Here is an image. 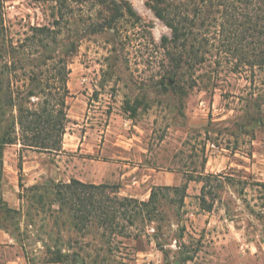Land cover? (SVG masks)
Segmentation results:
<instances>
[{
	"label": "rangeland",
	"instance_id": "rangeland-1",
	"mask_svg": "<svg viewBox=\"0 0 264 264\" xmlns=\"http://www.w3.org/2000/svg\"><path fill=\"white\" fill-rule=\"evenodd\" d=\"M58 1L0 0V19L17 43L53 25ZM128 1L139 18L83 39L69 59L67 100L88 121L70 118L60 152L5 149L0 264H42L51 250L67 259L47 264H264V62L250 65L251 47L264 40L255 29L264 31L262 0H222L213 9L207 60L185 69L183 92L162 83L163 38L172 30L150 0ZM69 2L71 29L97 11L96 0ZM73 178L118 185L108 194L140 200L154 186L187 188H162L155 211H129L113 230L98 220L79 226L53 187L31 188ZM3 203L19 211L9 215Z\"/></svg>",
	"mask_w": 264,
	"mask_h": 264
},
{
	"label": "trees",
	"instance_id": "trees-1",
	"mask_svg": "<svg viewBox=\"0 0 264 264\" xmlns=\"http://www.w3.org/2000/svg\"><path fill=\"white\" fill-rule=\"evenodd\" d=\"M58 2L53 25L33 27V34L17 43L8 35V28L0 19V176L4 170L5 149L9 145L20 144L23 148L41 152L63 150L64 135L70 122L67 100L71 95L69 59L77 54L83 39L111 29L119 32V22L127 15L139 18L128 0H96V13H83L80 18L82 27L71 29L67 26L70 22L67 23L69 18L64 12L70 2ZM221 4L222 0L149 1L156 16L172 30L171 38H163L169 61V69L164 75L168 77V83L162 81L164 88L173 84L175 90L183 92L185 69L195 70L197 65L207 60L204 33L212 26L213 9ZM262 4L264 16V0ZM64 27H67L66 33ZM255 29L259 38L264 35L262 29ZM236 49L240 50L239 47ZM251 49L254 60L250 65L262 64L264 40L256 41ZM20 168L22 170V166ZM50 187L55 191V200L61 210L68 208L77 224H81L79 226L87 227L90 222L98 220L103 227L114 230L120 217L126 218L129 211H155L162 188L186 189L187 184L182 187L154 186L149 200L111 196L108 189L116 194L120 188L118 185L86 183L75 178L70 182H46L31 188L48 192ZM43 196L37 192L33 198L41 201ZM3 210L9 215L19 211L7 203H3ZM50 253L51 257L42 264L60 263L67 259L61 250H51ZM29 263L38 264L34 258Z\"/></svg>",
	"mask_w": 264,
	"mask_h": 264
},
{
	"label": "crops",
	"instance_id": "crops-1",
	"mask_svg": "<svg viewBox=\"0 0 264 264\" xmlns=\"http://www.w3.org/2000/svg\"><path fill=\"white\" fill-rule=\"evenodd\" d=\"M77 100L83 101V97L78 96ZM86 117H87L86 111L84 113L81 111V112H77V113L72 114V108H69V118H72L74 120L73 123L75 126H82V122H84L86 120L88 121L89 117L88 118H86ZM86 124H88V123H86ZM89 133H90V130L84 132L83 135L81 134V136H80L81 141H82V139H88ZM70 135H71V137H74V135L77 136L78 133L74 132V133H70ZM153 183L157 184V183H155V181H153Z\"/></svg>",
	"mask_w": 264,
	"mask_h": 264
}]
</instances>
